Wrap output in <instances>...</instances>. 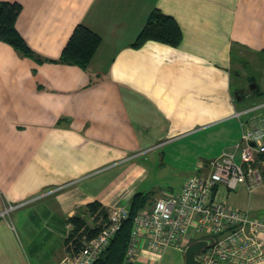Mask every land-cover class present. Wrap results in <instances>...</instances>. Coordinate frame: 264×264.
<instances>
[{
  "label": "crops",
  "instance_id": "crops-1",
  "mask_svg": "<svg viewBox=\"0 0 264 264\" xmlns=\"http://www.w3.org/2000/svg\"><path fill=\"white\" fill-rule=\"evenodd\" d=\"M8 1L22 5L15 26L34 55L0 40V211L19 204L0 216V264H58L68 218L88 202L177 194L264 124V0ZM154 8L177 21V46L131 45ZM78 23L101 37L85 67L59 59ZM254 164L259 182L219 183L214 197L258 219L264 155ZM155 176L170 184L153 189ZM131 264H185L183 249L142 242Z\"/></svg>",
  "mask_w": 264,
  "mask_h": 264
},
{
  "label": "built area",
  "instance_id": "built-area-1",
  "mask_svg": "<svg viewBox=\"0 0 264 264\" xmlns=\"http://www.w3.org/2000/svg\"><path fill=\"white\" fill-rule=\"evenodd\" d=\"M261 155H264V124L246 127L234 149L224 150L209 160L206 175H190L179 193L159 196L140 208L133 218L123 264H131L142 242L152 251L162 252L170 246L184 250L186 245L203 237L210 238V242L197 255L202 264L260 263L264 259L261 236L264 218L255 219L247 210L216 200L214 189L219 183L232 189L249 179L251 186L259 182L261 172L254 162ZM17 206L9 203L0 216ZM128 214V204L113 206L98 234L76 254H66L58 264H93Z\"/></svg>",
  "mask_w": 264,
  "mask_h": 264
},
{
  "label": "trees",
  "instance_id": "trees-1",
  "mask_svg": "<svg viewBox=\"0 0 264 264\" xmlns=\"http://www.w3.org/2000/svg\"><path fill=\"white\" fill-rule=\"evenodd\" d=\"M21 10L22 5L18 1L0 0V40L12 44L23 54L34 55L15 26ZM181 39L182 32L175 18L154 8L131 45L139 47L147 40H154L177 46ZM100 42L101 37L97 33L78 23L74 26L59 59L85 67ZM146 201L145 194L141 192L132 197L128 204V217L93 264H123L133 218L136 212L147 204ZM84 212L86 213L80 211L68 218L71 227L63 243L69 255L76 254L86 241L95 237L108 220L109 209L98 200L88 202Z\"/></svg>",
  "mask_w": 264,
  "mask_h": 264
},
{
  "label": "water",
  "instance_id": "water-1",
  "mask_svg": "<svg viewBox=\"0 0 264 264\" xmlns=\"http://www.w3.org/2000/svg\"><path fill=\"white\" fill-rule=\"evenodd\" d=\"M210 242V238H199L185 246L183 250L185 264H202L197 258L203 248Z\"/></svg>",
  "mask_w": 264,
  "mask_h": 264
},
{
  "label": "rangeland",
  "instance_id": "rangeland-1",
  "mask_svg": "<svg viewBox=\"0 0 264 264\" xmlns=\"http://www.w3.org/2000/svg\"><path fill=\"white\" fill-rule=\"evenodd\" d=\"M253 108H255V106H254ZM157 154H158V152L148 153V154H146V155H144V156H139L138 158L135 159V161H139V162H141V161H145V162H147L149 165H151V163H152V161H153V160H152L153 157L155 156V158H156ZM171 166H172V165H171ZM148 168L151 170V173L156 172V173H158V174H161V173H159V172H160L159 169L154 170L153 167H151V166H149ZM168 170H169V169H167V171H168ZM172 170L175 171L176 168L172 166ZM150 181H151V183H152V185H153V186H152L153 189H157L158 187H165V186H167V185L170 184V182L168 181L167 178H160V177H157V176L152 177L151 180L149 179V181H148L149 184H150ZM7 205H8V204H7ZM5 207H6V206H5ZM10 212H12V211H10ZM5 216H7V217L10 216V213H6ZM203 238H205V237H203ZM206 238H207V237H206ZM164 261H165V260H164ZM164 263H165V262H164Z\"/></svg>",
  "mask_w": 264,
  "mask_h": 264
}]
</instances>
